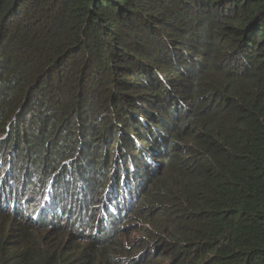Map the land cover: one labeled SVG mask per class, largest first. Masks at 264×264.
I'll list each match as a JSON object with an SVG mask.
<instances>
[{
    "label": "trees",
    "instance_id": "obj_1",
    "mask_svg": "<svg viewBox=\"0 0 264 264\" xmlns=\"http://www.w3.org/2000/svg\"><path fill=\"white\" fill-rule=\"evenodd\" d=\"M0 145L139 194L0 220V264H264V0H0Z\"/></svg>",
    "mask_w": 264,
    "mask_h": 264
},
{
    "label": "rangeland",
    "instance_id": "obj_2",
    "mask_svg": "<svg viewBox=\"0 0 264 264\" xmlns=\"http://www.w3.org/2000/svg\"><path fill=\"white\" fill-rule=\"evenodd\" d=\"M29 108L33 109L32 106H30ZM105 146L106 144L102 142L101 145L98 146V148L100 150H103ZM17 152L18 151L15 152L13 148L7 149L6 145L2 147L0 145V183L1 181H4L7 183L10 180H14V182H16L11 185V190L12 192L17 193L16 195L17 200L18 201L20 200L21 203H23V208L22 210H20L19 208H16V209L14 208V212L16 213L10 212V214L8 213V210L0 209V220H3L7 224H12L14 226L23 225L27 227L29 225L28 223L29 218H26L27 214L25 210L29 213V211L33 208V206L38 202V198L44 196L45 192L48 189V185L52 179L55 180L54 190L59 189L64 192V188H63L64 183L60 177L51 175V177L45 182L44 185L38 186L39 184L32 180V179H35V177L38 175L37 171L32 166L24 167L21 164H18V160H19L18 154L19 153ZM111 161H112L111 157L107 158L106 162L101 164V170L103 171V168H107L106 164ZM4 168H6V171H4ZM122 170L116 167L112 171V174H114V172H117V175L115 173V175L117 176V183H121ZM144 178H142V180ZM79 183L84 186L82 180H80ZM93 185L96 186V182H93ZM112 187H113V181L108 185V188H106V192L112 189ZM131 191L132 189L130 190V192ZM76 192H72L73 193L72 195L66 194L64 192L66 195L64 202L67 203V211L65 212V215L67 216L69 215V210L72 214L69 217V223L72 222V219H74L78 215V213H81L83 210H85V208H83L82 206H86V207L94 206L95 210H93L88 215V217L95 219V224H98L99 218L101 217L102 209L104 207V200H105L106 193H101V191L99 190V191H95L92 197L90 196L84 197L85 191L82 193L81 192L76 193ZM30 194H32L30 197L31 199H28V196ZM131 201H132L131 205L136 204V202L139 201V194L137 195V197L132 198ZM2 207L3 205H1L0 203V208ZM124 207L125 206H123V208ZM8 209H13V208L10 205ZM52 222H55V220L53 219ZM48 226L31 229V232L36 234L37 237H42L47 234H52L51 227L50 226L48 227ZM54 227L56 226H52V228ZM63 235L66 236V233Z\"/></svg>",
    "mask_w": 264,
    "mask_h": 264
},
{
    "label": "clouds",
    "instance_id": "obj_3",
    "mask_svg": "<svg viewBox=\"0 0 264 264\" xmlns=\"http://www.w3.org/2000/svg\"><path fill=\"white\" fill-rule=\"evenodd\" d=\"M14 182V180H10L7 183L4 181H1L0 183V203L1 205H3L2 210H10L12 213H16L14 212V208L13 205L15 204L17 208H19L20 210H22L23 208V203H21V201L17 200V193L12 192L11 190V185ZM121 183L124 184L123 187V191L120 195H115V193L113 192V189H110L109 191L106 192L105 194V200H104V207L105 206H110L111 211H115L114 208L111 206L113 203H118V204H122L120 205L121 208L118 209V211H116L117 213H120V211L122 210L123 206H124V197L127 196V199L130 201L129 204H131V200L132 198H134V195L132 194V192H130L131 187L128 185L127 180L125 179V176H122V180ZM54 184H55V180L52 179L51 182L48 185V189L45 192L43 197L38 198V202L33 206V208L29 211V213L25 210L27 217L29 219L32 220H38L41 216H43L45 213L48 214V218H51L50 221H52L53 219L56 220L57 218L54 216V214H59L61 221L63 218L65 217H70L72 214L69 210V215H65V212L67 211V203L63 201V199H65L66 195L64 196V198H60L59 189H55L54 190ZM113 188V187H112ZM70 195V194H69ZM54 196H57V199L54 200ZM123 199V200H122ZM62 200V205L64 207V203L66 204V207L62 208L60 206H57L59 201ZM129 204L125 205V207H128ZM11 207L13 209H8V207ZM14 205V206H15ZM103 210V209H102ZM116 217L119 216L118 214H115ZM52 216V217H51ZM76 218V217H75ZM74 218V219H75ZM72 219V220H74ZM108 219H105L104 223H108L107 221ZM55 223V222H52Z\"/></svg>",
    "mask_w": 264,
    "mask_h": 264
},
{
    "label": "bare ground",
    "instance_id": "obj_4",
    "mask_svg": "<svg viewBox=\"0 0 264 264\" xmlns=\"http://www.w3.org/2000/svg\"><path fill=\"white\" fill-rule=\"evenodd\" d=\"M59 215V214H58ZM60 216V215H59Z\"/></svg>",
    "mask_w": 264,
    "mask_h": 264
}]
</instances>
